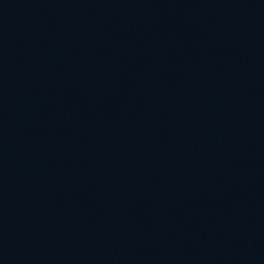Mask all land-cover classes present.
I'll return each mask as SVG.
<instances>
[{
	"label": "water",
	"instance_id": "water-1",
	"mask_svg": "<svg viewBox=\"0 0 264 264\" xmlns=\"http://www.w3.org/2000/svg\"><path fill=\"white\" fill-rule=\"evenodd\" d=\"M0 264H264V0H0Z\"/></svg>",
	"mask_w": 264,
	"mask_h": 264
}]
</instances>
